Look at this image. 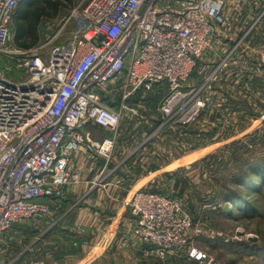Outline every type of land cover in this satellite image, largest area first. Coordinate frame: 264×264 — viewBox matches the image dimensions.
<instances>
[{
  "label": "built area",
  "instance_id": "obj_1",
  "mask_svg": "<svg viewBox=\"0 0 264 264\" xmlns=\"http://www.w3.org/2000/svg\"><path fill=\"white\" fill-rule=\"evenodd\" d=\"M20 1L0 0V238L15 225L48 216L47 202L65 199L68 188L83 182L75 154L85 150L110 162L122 117L139 112L129 102L137 91L167 88L162 124L198 118L202 96L183 89L197 57L212 47L225 11V0H84L68 20L75 24L69 37L44 58L8 48ZM205 75L196 88L216 77ZM103 93L118 95L120 103ZM91 127L103 131L102 139L92 138ZM91 184L100 189L106 181ZM131 209L136 238L163 255L184 248L191 223L166 196L139 191ZM197 252L190 256L201 259Z\"/></svg>",
  "mask_w": 264,
  "mask_h": 264
},
{
  "label": "rangeland",
  "instance_id": "obj_2",
  "mask_svg": "<svg viewBox=\"0 0 264 264\" xmlns=\"http://www.w3.org/2000/svg\"><path fill=\"white\" fill-rule=\"evenodd\" d=\"M83 2H31L28 11L39 9L45 15L37 26V44L28 41V47H19L12 24L8 48L42 52L46 58L52 46L73 31L74 21L68 20ZM57 5L59 10H53ZM224 10L223 26L214 33L212 47L197 57L188 88L183 89L199 91L205 102L194 122L184 124L178 117L162 124L160 104L169 93L166 87L139 90L130 98L139 112L136 117L123 112L119 132L129 129L127 139L132 145L125 152H115L117 142L110 161L117 157L111 173L119 170L120 177L128 180L126 215L135 223L115 238L103 237L102 223H95L94 245H89L96 251L95 264H264V190L250 196L259 209L248 218L223 201L228 191H239L232 177L244 171L243 162L264 157V0H225ZM206 73L216 77L196 88L205 82ZM103 94L108 102L120 103L118 95ZM139 191L166 196L177 216L190 221L187 243L180 252L163 255L157 245L134 236L138 217L132 215L131 203ZM85 199L73 201L75 205L47 202L48 216L6 232L0 238L5 264H92L86 240L91 234L84 224L73 226L67 234L55 230L64 219L86 213L81 210ZM77 238H83L81 246ZM192 251L201 252L202 258L191 257Z\"/></svg>",
  "mask_w": 264,
  "mask_h": 264
},
{
  "label": "crops",
  "instance_id": "obj_3",
  "mask_svg": "<svg viewBox=\"0 0 264 264\" xmlns=\"http://www.w3.org/2000/svg\"><path fill=\"white\" fill-rule=\"evenodd\" d=\"M128 131L129 129L126 128L120 131L119 137L117 139L118 146L115 152H119L120 149H122L121 152H125V150L131 148L132 144L127 139L129 136ZM91 136L95 141H99V139H102L103 137V131L99 128L91 127ZM72 159L74 168L81 170V173L83 174V182L80 185L68 188L67 198L61 200L60 202L66 205L73 201L80 202L83 198H87L84 201L83 209H81L83 211L86 209V213H84L83 216L77 215L73 218L70 217L69 219H64V224L60 223L55 227V230L62 231L67 234L69 231H73L75 229L73 226L77 227L78 225L84 224L87 228V231H90L91 234V237L89 238H87V235H85L86 240H89L87 250L90 252V262L95 264L94 260L96 259V251L94 246H89L94 245L93 234L95 223H102V225L99 227V232H102L104 234L103 237L107 238L121 236L125 231L128 232L135 223L133 217L126 215L125 200L129 197L128 193L130 192V186L128 185L127 178L122 176L120 177L119 170L111 173V170L114 169L116 163H118V159L115 155L112 161L107 162L103 158L97 159L93 155L83 150L78 154H75ZM106 173L111 174L107 177H104ZM101 177L106 181V188H92L91 182L95 178ZM144 181H146V179L138 182V186ZM84 193L86 194L83 197ZM74 202L73 205L76 204ZM62 220L63 219H61V221ZM54 223L58 224L56 221ZM77 239L78 240L75 242L80 245L79 240H82L83 238ZM107 244L109 245V241Z\"/></svg>",
  "mask_w": 264,
  "mask_h": 264
},
{
  "label": "trees",
  "instance_id": "obj_4",
  "mask_svg": "<svg viewBox=\"0 0 264 264\" xmlns=\"http://www.w3.org/2000/svg\"><path fill=\"white\" fill-rule=\"evenodd\" d=\"M48 1L50 0H21L17 5L13 15V29L19 47H28L25 44L28 41L31 42V46L37 44L40 38L37 26L40 19L45 16L39 9L28 11V6L31 2L47 4ZM53 10H59L58 5L54 6ZM243 163L244 171L232 177L239 191H228L227 196H223V201L228 208L236 210L241 217L248 218L252 214H257L259 209L256 203L250 200V196L260 195L264 190V157L255 158L252 161L246 160Z\"/></svg>",
  "mask_w": 264,
  "mask_h": 264
}]
</instances>
